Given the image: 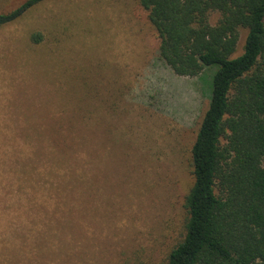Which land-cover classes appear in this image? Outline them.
Segmentation results:
<instances>
[{
  "label": "rangeland",
  "instance_id": "obj_1",
  "mask_svg": "<svg viewBox=\"0 0 264 264\" xmlns=\"http://www.w3.org/2000/svg\"><path fill=\"white\" fill-rule=\"evenodd\" d=\"M25 1L0 0V15ZM158 45L137 0H43L0 26V129L64 123L85 139L64 156L31 129L27 151L56 157V199L45 182L34 197L0 181V264L165 262L215 69L178 77Z\"/></svg>",
  "mask_w": 264,
  "mask_h": 264
},
{
  "label": "trees",
  "instance_id": "obj_2",
  "mask_svg": "<svg viewBox=\"0 0 264 264\" xmlns=\"http://www.w3.org/2000/svg\"><path fill=\"white\" fill-rule=\"evenodd\" d=\"M41 1L26 0L11 14L0 15V26ZM137 3L159 41V60L174 75L196 78L215 69L209 104L190 150L192 182L183 201V234L163 264H264V0ZM213 13L219 15L214 25L209 21ZM241 31L245 37L237 54ZM5 128L0 129L5 191L30 189L36 197L34 185L41 181L56 199V157L42 163L27 151L31 129L39 135L42 129L66 156L85 147V139L74 136L79 126ZM77 172L83 179L85 167Z\"/></svg>",
  "mask_w": 264,
  "mask_h": 264
}]
</instances>
